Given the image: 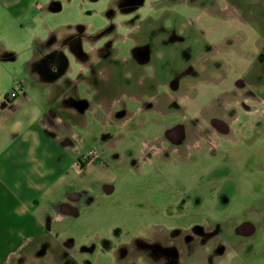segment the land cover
<instances>
[{
  "label": "crops",
  "instance_id": "0c3cea01",
  "mask_svg": "<svg viewBox=\"0 0 264 264\" xmlns=\"http://www.w3.org/2000/svg\"><path fill=\"white\" fill-rule=\"evenodd\" d=\"M94 1L0 0V264H20L22 257L29 260L33 252L49 248L52 243L60 244L64 253L83 248L86 244H78L77 236L85 229V220L93 219H89V213L96 202L115 189V176L101 156L108 159L116 153L120 156L117 160L124 164L125 156L139 142L143 154L151 156L156 164L162 183L173 192V200L167 207L163 204V218L149 224V228L158 230L154 235L159 236L160 231L163 239L167 235L170 240L164 245L162 239H149L154 233L150 230L130 242L118 241L117 250H144L153 243L160 248L173 246L180 264L179 242L184 241L202 247L212 245L208 248L215 253L212 255L222 257L228 247L237 249L242 244L232 242L228 246L220 240L219 236H228L231 229L241 238H256L247 264H264V182L250 180L242 166L217 149L225 133L211 135L215 141L204 146L201 142H207L205 136L199 135L198 142L193 139V144L189 143L192 133L184 128L185 123L189 126L199 120L212 123V116L230 105L228 92L236 81L229 83L231 87L226 88V98L221 101H214L217 90L212 86L191 90L188 87L195 84L186 83L188 86L178 94L188 100L182 102L183 108H188L185 117L179 116L181 101L177 105L175 96L166 92L162 97L151 93L149 101L141 100L135 110L120 104L117 109L116 99L107 97L116 90L115 80L97 82L102 71L97 62L98 38L84 29L87 38H82L80 49L75 51L70 45L80 32L79 26H83L78 18L84 4ZM144 5L145 0L138 1L127 5L129 8L123 12H133ZM64 6L69 7L67 11L71 9L68 21L58 15ZM234 26L240 28L238 23ZM205 27L213 30L212 24ZM229 30L226 34L221 31L220 37L229 35ZM53 50H60L67 64L64 62L58 69L49 62V71L58 72L47 78L50 73L39 63ZM251 61L242 63L237 77H243ZM72 62L77 64L76 69L70 66ZM138 84L140 89H149L140 80ZM162 86L169 89L167 81ZM243 86L237 84V90ZM13 90L15 97L10 96ZM236 114L233 122L250 121ZM156 116L164 122L159 135L156 131H147L146 135L128 131L134 120L148 129L156 123ZM149 137L152 140L146 141ZM90 148L95 149V156L81 166L78 161ZM171 153H176L174 158ZM162 165L168 167L161 169ZM164 213L179 223L181 218H188V226L165 223ZM251 213L254 220L242 219ZM231 218L236 219L228 230L222 223ZM98 240L99 244L91 241L93 251L110 249V239ZM71 259L72 255H66L65 264ZM156 259L159 260L154 256L149 261L157 262ZM160 259L165 263L164 258Z\"/></svg>",
  "mask_w": 264,
  "mask_h": 264
},
{
  "label": "rangeland",
  "instance_id": "374dc122",
  "mask_svg": "<svg viewBox=\"0 0 264 264\" xmlns=\"http://www.w3.org/2000/svg\"><path fill=\"white\" fill-rule=\"evenodd\" d=\"M121 1L96 0L84 4L78 18L85 33L97 37V45L105 46L106 57L102 64L106 66V71H102L98 78L100 81L111 78L116 83V90L107 94L108 99H116L117 109L120 104L135 110L134 106L141 100L147 101L151 93L155 97H162L166 92L175 96L177 105L181 101L179 116L185 117L188 116V108H183L182 102L187 103L188 100L182 94L179 96V92L187 84H195L188 87L191 90L210 85L217 90L214 101H221L226 98V88L231 87L229 83L236 81L233 90L230 88L228 92L230 105L212 116L213 120L225 124V132H220L213 122L203 124L200 120L189 126H185V123L184 128L192 133L189 143L197 140L199 135L205 136L207 142H201L204 146H211L215 141L211 135L225 133L223 140H219L221 147L217 149L242 166L250 180L256 178L264 182V0H145V5L133 12L120 11ZM109 8L119 12L110 16ZM68 9L64 6L61 15L58 14L63 17L62 21L71 19V9ZM234 23L240 24V28L236 29ZM205 24H212L213 30L210 31ZM231 26L234 27L230 33ZM228 30L229 35L220 37L221 31L226 34ZM136 44L146 46V54L150 56L143 69L135 61L128 62L130 50ZM250 59L252 61L247 65V72L243 77H237L242 63ZM70 66L77 68L74 62ZM139 80L149 89H140ZM164 81H167L169 89L162 86ZM240 83L244 86L237 90ZM7 85L5 83V87ZM194 96L198 97L195 93ZM236 113L250 121L243 124L241 120L233 122ZM160 117L155 118L159 127L155 123L148 129L145 128L146 124L141 128L140 122L134 120L128 125V131L132 130L136 135L156 131L159 135L164 123ZM164 145L170 146L168 143ZM140 146V142L133 145L130 150L133 156L128 152L124 164L118 161L120 156L116 153L108 159L101 156L110 165L111 175L115 176V189L111 194H104L93 210L88 212L89 219H93L87 221L85 217V229L77 236L78 244H86L83 248L78 246L77 250L64 253L60 244L53 246L52 243L51 248L33 252L30 256L34 257L29 260L25 261L22 257L20 264H65L66 255L67 258L70 255L74 257V261L68 260L67 264H165L162 259L149 261L155 254L146 248L125 250L120 247L117 250L116 247L118 241L130 242L134 236H142V233L150 230L154 233L149 239H162L164 245H168L170 240L167 235L163 239L160 231L159 236L154 235L158 230L156 227L149 228V224L161 220L163 204L167 207L173 192L162 183V178L156 172V164L152 163L151 156L143 154ZM169 155L174 158L176 153ZM164 167L168 166L162 165L161 169ZM163 215L165 223L171 226H188V218H181L179 223V220L168 218L167 213ZM235 219L231 218L222 226L229 230ZM242 219L254 220L253 214ZM221 235L220 240L226 241V244L236 242L240 245L242 242L240 248L233 249L227 244L230 247L225 254L216 257L212 255L215 254L213 250L208 249L212 245L202 247L196 243L179 242L180 264H247L250 254L254 252L256 238H241L231 229L228 236ZM98 238L110 239L111 250L93 251L91 241L96 240L99 244Z\"/></svg>",
  "mask_w": 264,
  "mask_h": 264
},
{
  "label": "flooded vegetation",
  "instance_id": "af4514ba",
  "mask_svg": "<svg viewBox=\"0 0 264 264\" xmlns=\"http://www.w3.org/2000/svg\"><path fill=\"white\" fill-rule=\"evenodd\" d=\"M141 2V0H122L120 3V6L122 7L121 9H128L129 7L127 5H132L135 2ZM127 6V8H126ZM125 7V8H123ZM109 15L111 16L113 13H116V9H112L109 8L108 11ZM79 34L77 35L76 39L73 40V42H70L71 48L75 51H78L81 47V43H82V38L85 37L87 38L86 35H84V27L83 26H79ZM68 40H65V43H67ZM98 53H99V60L97 61L100 67V70L105 71L106 66L102 64L103 60L106 57L105 54V46H99L98 48ZM147 53V48L146 46L143 45H138L136 44L135 46H133L130 50V56L128 57V62H136V65H138L139 67H141L143 69V67H145L146 64H148L149 60H150V56L146 54ZM54 63L56 68H60V66L63 65V63L65 62V58L62 54V52H60V50H53L51 52H49L45 58L43 60L40 61L39 63V67H42L45 69V72L50 73L49 75H47V78L52 77L51 75H55L57 72H50L49 68H48V63ZM101 71V75L103 74ZM97 82L102 84L104 81H100V79H97ZM174 82V81H172ZM88 101L85 100V105L87 106ZM215 120H213L214 122ZM146 249H148L150 252H152L153 254H155V256H157L159 259L160 258H164L165 263L168 264L169 262H172L174 255H177V252L175 250V248L173 246H168L166 248H160L157 246V244L153 243V244H147L145 246Z\"/></svg>",
  "mask_w": 264,
  "mask_h": 264
},
{
  "label": "built area",
  "instance_id": "2783aa9c",
  "mask_svg": "<svg viewBox=\"0 0 264 264\" xmlns=\"http://www.w3.org/2000/svg\"><path fill=\"white\" fill-rule=\"evenodd\" d=\"M10 96L11 97H15L16 96V91L13 90L10 93ZM94 156H95V149L94 148H90L85 153H83L81 155L79 160L84 163V162H87L88 160H90L91 158H93Z\"/></svg>",
  "mask_w": 264,
  "mask_h": 264
},
{
  "label": "water",
  "instance_id": "95a60500",
  "mask_svg": "<svg viewBox=\"0 0 264 264\" xmlns=\"http://www.w3.org/2000/svg\"><path fill=\"white\" fill-rule=\"evenodd\" d=\"M141 2H142V0H141ZM65 63L67 64V59L66 58H65ZM213 124L220 132H225L226 131V126L221 121H218V120L214 121Z\"/></svg>",
  "mask_w": 264,
  "mask_h": 264
},
{
  "label": "trees",
  "instance_id": "16d2710c",
  "mask_svg": "<svg viewBox=\"0 0 264 264\" xmlns=\"http://www.w3.org/2000/svg\"><path fill=\"white\" fill-rule=\"evenodd\" d=\"M81 103H83V102H81ZM78 162H79V164H80L81 166L84 164V163L81 162L80 160H79ZM168 264H177V255H176V254L174 255V258H173L172 262H169V261H168Z\"/></svg>",
  "mask_w": 264,
  "mask_h": 264
}]
</instances>
